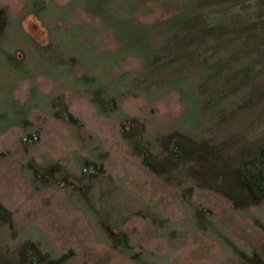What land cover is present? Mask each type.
<instances>
[{
    "label": "rangeland",
    "instance_id": "obj_1",
    "mask_svg": "<svg viewBox=\"0 0 264 264\" xmlns=\"http://www.w3.org/2000/svg\"><path fill=\"white\" fill-rule=\"evenodd\" d=\"M71 1L0 0L8 21L0 35V116L27 121V128L0 131V151L6 154L0 159V203L10 214L0 229V257L16 259L25 241L52 257L71 251L67 264H241L236 250L261 253L264 200L233 209L207 187L176 173L158 178L142 167L121 124L133 118L139 136L155 149L173 129L197 137L184 119L182 89L168 74L147 78L135 55L115 58L110 34L85 16L82 0L69 6ZM73 58L83 63L81 74L72 69ZM260 83L262 97L254 109L221 132L230 145L228 161L264 143V78ZM98 87L105 99H117L107 114L94 105ZM49 106L58 113L66 109L79 125L51 117ZM214 125L206 121L201 131ZM35 132L37 141L20 148L21 136ZM28 159L34 167L59 164L57 181L36 180L24 168ZM84 160L101 167L92 183L80 180ZM121 233L128 251L112 246L109 237Z\"/></svg>",
    "mask_w": 264,
    "mask_h": 264
},
{
    "label": "trees",
    "instance_id": "obj_2",
    "mask_svg": "<svg viewBox=\"0 0 264 264\" xmlns=\"http://www.w3.org/2000/svg\"><path fill=\"white\" fill-rule=\"evenodd\" d=\"M82 3L85 16L96 19L98 29H104L115 42V58L137 56L147 78L168 74L165 76L179 85L186 99L184 119L197 137L173 129L160 139L155 149L149 139L139 136L133 118H126L121 124V134L142 167L158 178L176 173L197 187H207L233 209L246 210L260 204L264 200V143L241 152L237 162H231L225 156L230 145L220 135L228 122L243 119L256 106L255 100L262 97L263 91L257 88L264 78V0H82ZM7 26L6 12L0 9V35ZM89 30L85 29L84 35ZM72 32L75 35L76 30ZM8 63L14 69L20 68L19 63ZM71 65L81 74L83 63L73 58ZM80 77L83 80L84 76ZM92 93L99 114L117 107V99H105L100 87ZM49 107L51 117L77 126L78 121L69 111L58 113ZM1 118L5 117L0 116V131L7 126L27 128L24 118L15 117L12 121ZM206 121L215 123V128L201 131ZM38 136L39 132L21 136L19 147L25 149L34 144ZM5 155L0 151V159ZM34 166L29 159L24 164L36 180L46 185L54 184L56 173L61 172L59 164ZM101 175V167L81 161L80 180L92 183ZM201 213L198 209L196 218L202 222ZM9 216L0 203V229L9 223ZM109 238L112 246L130 249L123 233ZM38 245L25 241L14 252L17 260L1 256L0 264H67L71 251L52 257L42 253ZM261 253L235 251L241 264H264Z\"/></svg>",
    "mask_w": 264,
    "mask_h": 264
}]
</instances>
